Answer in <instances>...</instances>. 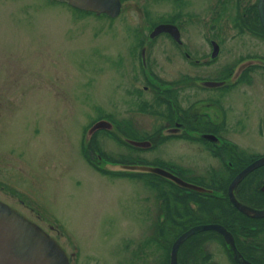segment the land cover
Listing matches in <instances>:
<instances>
[{
	"label": "rangeland",
	"instance_id": "1",
	"mask_svg": "<svg viewBox=\"0 0 264 264\" xmlns=\"http://www.w3.org/2000/svg\"><path fill=\"white\" fill-rule=\"evenodd\" d=\"M195 2L124 0L122 15L111 19L53 0H0V201L39 225L72 257L71 264H170V250L182 228L202 220L176 218L194 204L182 199L174 183L151 174L124 178L140 172L112 169L108 162L140 167L145 159L150 162L146 166L159 167V159H173L190 169L182 176L193 183L198 182L194 175L207 183L216 174L226 184L233 178L198 142L174 139L159 149L150 139L152 147L132 148L127 155L124 142L150 141L162 120L142 104L152 97L144 91L149 81L141 66L142 45H147L150 70L162 87L184 85L191 101L209 97L197 90L201 84L195 77H221L222 70L237 66L223 83L237 84L219 97L226 110L225 135L249 155L264 154V135L250 132L259 117L264 119V70L235 76L248 54L264 56V38L240 31L237 0H229L221 13L216 1L215 20H221L216 33L225 49L221 60L210 64L211 30L194 25L199 21ZM255 3L259 1L243 0L241 8ZM178 11L184 15V36L194 42L188 43L190 49L203 57L200 67L174 54L169 38H149L155 23L162 17L174 19ZM206 12L203 8L200 15L212 16ZM185 72L190 80L180 85ZM153 89L156 93L160 88ZM106 116L115 127L107 134L96 132L89 141L93 123ZM127 127L129 133H122ZM252 174L246 184L254 189L264 180V170ZM151 210L153 222L147 219ZM219 211L217 207L210 217L218 220ZM223 241L209 242L201 257L210 255L211 264H234ZM182 254L181 249L179 261Z\"/></svg>",
	"mask_w": 264,
	"mask_h": 264
},
{
	"label": "flooded vegetation",
	"instance_id": "2",
	"mask_svg": "<svg viewBox=\"0 0 264 264\" xmlns=\"http://www.w3.org/2000/svg\"><path fill=\"white\" fill-rule=\"evenodd\" d=\"M182 2H184V0H181ZM188 1V0H186ZM195 9L197 11V19H199L198 23H195L194 25L198 26V28L201 29H205V30H211V36H209L208 38V46L210 47V53H209V57H210V64H215L217 62H219L221 60V54L224 52L225 49V45L223 44V38L219 36V32L216 33L217 28H219L217 26V22H220L221 20H215V3L214 2H218L219 0H195ZM259 1V0H258ZM216 2V3H217ZM238 2V6L239 9L242 12L241 18H239L237 20L238 27H241V32H251L256 34L259 38L263 39L264 38V25L263 22L261 20V15L259 12V3L258 4H252L251 6L244 7L241 8V5L243 3V0H237ZM186 3V2H185ZM220 7H219V12L221 13L222 11H225V9L227 8V6L229 5V0H220ZM124 5V1L122 3ZM122 5V7H123ZM203 8H205V12L209 13L212 16H209L207 18H203L200 14H203ZM124 9V7H123ZM122 9V11H123ZM122 15V13L117 17L119 18ZM183 16L182 13H180L178 11V13L176 14L175 18L171 19V18H166L164 19L162 17V20H160L159 22L155 23V26H153V30L151 31L149 38L152 39V41L154 42L156 39H161V38H169V44H171L170 48L174 49V54H176L177 56L179 55L181 58H185L187 61L190 62L191 65H194L196 67H200L202 65H204V60L203 57H201V53L199 54L198 52L194 51L193 49H190L188 43L193 44L194 42H189L186 39V36H184V30L183 27L181 25H185L183 22ZM188 16V15H187ZM186 16V17H187ZM178 18H180L178 20ZM259 22L261 23V25H259ZM160 24H171L173 26L178 27L179 29V36L181 37V40H176L175 37H173L170 33L166 32V33H161L159 35H157L154 38H151V34L152 32L156 29L157 25ZM126 27H131L129 23L126 24ZM135 31L139 32V29H135ZM144 36V35H143ZM145 38V37H144ZM141 47V46H140ZM142 51H141V55L140 53L136 54L135 58L139 59V55L142 61V70L145 73V80L147 79L149 82L148 84L144 87V91L145 92H150L152 93V97L151 99L142 101L143 106L145 107V112H147L148 110L149 113L153 114L154 117L157 118H162L160 125L155 128L154 131V137L151 136L148 140H154L155 141V145L158 146L159 149L163 148L165 145H167L168 143L171 142V140H178V141H182V140H186V141H191L193 142H198V143H202L203 145V150L207 151V153H213L211 155L212 159H216V161L218 163H221L222 168H224L225 170L228 171V173L230 174V172H237V174H239L240 171H242L243 169H245L248 165H250L251 163H253L254 161L260 159V158H264V154L260 151H257V153L255 154H251L249 155L248 152H244L239 148V144L236 142L234 143L233 141H229L226 137V120H225V105H223L220 102L221 97L223 96L224 93L229 92V90L231 89V87L233 85H236L237 83L233 84V85H227V84H222V86L220 85H212L209 86L208 82H217V83H224L227 80H229L230 75H232L235 71V68L237 66H232V69H228V67L224 70H222V76L221 77H216V78H203V77H195L196 82H200L201 85L198 84V88L197 90L199 92L203 91L205 92L204 94H209L208 96H204V97H199L194 99V101H191L187 90L188 88H184V85L182 87H180L178 84H176V86L174 85V88H169V86L165 85L166 87H168L169 89H164L162 87V85L160 84V82L162 81L160 78H158L151 70H150V66H151V59H149V57H147V45L143 46L142 45ZM198 51V50H197ZM206 57L208 55H205ZM147 60V63L144 64ZM243 60H246V62H249L250 64L247 65L246 69L243 71L241 78H243V76H246L250 73H252L254 70H258V69H262L264 70V56L262 55H258V54H248L246 56V59L244 58ZM243 60L241 62H243ZM240 62V63H241ZM147 67V70H149V74H146V70L145 68ZM188 72L182 73L180 75L181 79L180 80V85L182 84H186V81L190 80L188 77ZM148 75V76H147ZM146 80V81H147ZM157 83V84H156ZM164 86V85H163ZM179 86V87H177ZM153 87H159L160 89H156V93H154V89ZM163 88V89H162ZM153 90V91H152ZM159 91V96L157 95ZM220 97V99H219ZM160 102V105H159ZM184 102V103H183ZM161 103H163V105H161ZM163 108L162 110H160V108ZM258 109V107H257ZM147 110V111H146ZM142 112V111H141ZM144 113V111H143ZM261 117L258 118V120H256L255 123V129L256 130L255 134H254V130L250 131L253 132L251 133L252 135H254L255 137L257 136H262L264 135V119H260ZM244 120V119H243ZM242 120V121H243ZM163 121V123H162ZM240 121V123L242 122ZM252 127L254 128V123L252 121L249 122ZM119 126H117L116 129H118ZM129 128L127 127V129L125 128L122 133L126 134L129 133ZM111 131V130H110ZM102 133H109V130H102ZM249 132V131H247ZM224 134V135H223ZM208 135V137H207ZM150 140V141H151ZM141 141V140H139ZM137 140V142H139ZM143 141V140H142ZM121 142H124L121 140ZM125 144H123L124 146H126L128 153L127 155L130 153V150L132 148H136L137 150L139 149H147V148H142V147H137L134 146L132 144H128L126 142H124ZM152 143V142H151ZM211 145V146H210ZM95 147H96V143H95ZM212 147V148H211ZM97 148V147H96ZM164 149V148H163ZM238 149L239 152L236 150ZM95 151V155L99 152L98 149L94 150ZM93 167L97 168V165L93 162V161H89ZM115 162V161H114ZM157 163L160 164V168H164L165 170H167L168 172H170L171 174H174L178 177H180L183 181L188 182L189 184L192 185H197L199 187H202L205 189V191H199V190H193L191 188L188 187H183L181 185H178L176 183H174V187L178 188L180 190V194L182 195V199L184 198V196H187L192 198L195 197V192H199L197 193L199 195V198L201 199H209L210 201H212L213 199L217 198V197H223V196H228V199L230 201V197L228 195V189L230 186V183L233 181V179L237 176V174L234 175V177L232 179H230V181L226 183H222L220 182L218 179L220 178V176L218 174L215 175L214 178H211V182L207 183L205 182L206 178H200V177H195L196 180L198 182H191L188 179H186L185 177L182 176L183 173H186L188 171H190V169H188L186 166L178 164L175 160H166L164 158L159 159L158 161H156ZM150 163L149 161L142 159V164H148ZM244 163H247L246 165H244ZM264 167V166H263ZM261 168V167H259ZM217 171V170H215ZM214 171V172H215ZM253 173V172H252ZM126 175V174H125ZM142 175H149L147 173H142V174H130V176L126 175L124 178H137V177H141ZM187 175V174H186ZM251 175V173L249 174ZM248 175V176H249ZM154 176V175H152ZM188 176V175H187ZM144 177V176H143ZM157 176H154V178ZM190 177V176H188ZM158 179H161V177H157ZM163 179V178H162ZM161 179V180H162ZM222 184V186L220 185ZM240 185V184H239ZM238 185V187H239ZM264 183L262 184L263 187ZM225 186V188L223 187ZM228 186V187H227ZM227 187V192H222L220 190H224ZM238 187L235 189L234 194L237 196V198H239V200L246 204L240 197L239 195H237V190ZM261 187V190H262ZM218 192L221 195H218ZM201 193V194H200ZM195 194V195H194ZM20 203L24 204V201L19 198ZM189 201V200H188ZM192 204H194V206H192V211H187V213H185L184 215H180L176 218H179L181 220H184L185 218L190 219V222H194L196 220V218H202V220H196V225L198 224H207V223H214V224H221L220 222H213L216 221L215 219H212V217H210L211 215V210L208 212H204L200 210V205L197 202H193L192 200H190ZM194 208L196 211H194ZM173 213V211L171 210L170 215ZM198 213V216H196V214ZM209 213V214H207ZM21 214V213H20ZM195 214V215H194ZM204 215V218L203 216ZM211 214V215H210ZM152 210L149 211V215L147 216V219L149 220V222H153L154 220L152 219ZM168 215L167 210L163 211L162 214V222H164L166 220V216ZM24 216V215H23ZM26 217V216H24ZM173 217V216H172ZM196 225H191L189 227L186 228V230H188L189 228H192ZM150 226V225H149ZM224 226V225H223ZM225 227V226H224ZM50 229L52 231L55 230V227L52 225L50 226ZM228 229V228H227ZM183 231L182 233L186 232ZM230 230V229H228ZM211 231V230H208ZM231 231V230H230ZM232 232V231H231ZM197 233H201V232H197ZM217 233V232H216ZM233 233V232H232ZM261 234V233H260ZM259 234V237H260ZM196 235V234H195ZM193 235V236H195ZM256 235V234H255ZM193 236L187 238L186 242L188 241V239L192 238ZM215 239H220L223 241L224 238L217 233V235L215 234ZM233 236L235 238V235L233 233ZM177 238V237H176ZM244 238V237H243ZM254 237L248 238V240L250 241V239H253ZM213 240H208L207 242H205L203 244V248L208 245L209 242L213 241ZM260 240V239H259ZM176 241V239H175ZM174 241V243H175ZM236 241V238H235ZM183 243L179 249V255L181 253V249L184 250L185 246L183 247V245L186 244ZM262 242V240H261ZM173 243V244H174ZM223 243L225 244V240L223 241ZM172 244V246H173ZM263 244V242H262ZM226 245V244H225ZM236 246H237V241H236ZM238 248V247H237ZM243 257L245 259L246 256L243 254V252H241ZM171 255V254H170ZM211 259V257H209ZM209 259L208 263L201 262L200 264H209L211 262V260ZM232 262L234 264H237L235 259L231 258ZM69 260L70 263L73 260L71 256H69ZM249 260V259H247ZM250 261V260H249ZM170 262V260H169ZM178 262L179 264H181V261H179V257H178ZM251 262V261H250ZM211 264V263H210Z\"/></svg>",
	"mask_w": 264,
	"mask_h": 264
},
{
	"label": "water",
	"instance_id": "3",
	"mask_svg": "<svg viewBox=\"0 0 264 264\" xmlns=\"http://www.w3.org/2000/svg\"><path fill=\"white\" fill-rule=\"evenodd\" d=\"M68 2L70 5L77 9H82L87 12H95L97 14L105 13L109 17H116L122 11V0H61ZM259 12L261 20L264 25V0H259ZM170 33L175 39L181 40L179 36V29L171 24H160L156 26V29L152 32L151 38L156 37L161 33ZM249 62L243 63L241 67L236 71V75H240L243 70L249 65ZM209 86L220 85L217 82H208ZM114 125L108 119L100 120L89 129L88 137L89 141L93 134L97 130L109 129L112 130ZM208 137V135H207ZM135 146L150 147V142H136L131 141ZM101 158V157H100ZM110 168H121L125 171H138L154 173L159 176H164L171 181H174L178 185L191 188L193 190L205 191L204 188L197 185L189 184L183 181L180 177L171 174L165 169L157 167H148L140 165H122L109 163ZM264 166V158H260L248 165L245 169L239 172L237 176L230 183L228 189V195L232 204L247 216H253L255 218L264 217V208L256 209L252 206L243 204L237 199L234 194L235 189L239 183L245 179L250 172L258 169V167ZM207 230H214L219 232L231 249L234 251V259L238 264H253L243 257L239 249L236 247V242L233 234L221 224L207 223L198 224L192 228H189L181 234L176 242L172 246L171 253V264H178V253L180 246L186 241L187 238L191 237L197 232H204ZM0 264H69L68 256H66L62 247L55 242V240L48 234H46L38 225H35L24 219L15 210H12L9 205L0 201Z\"/></svg>",
	"mask_w": 264,
	"mask_h": 264
},
{
	"label": "trees",
	"instance_id": "4",
	"mask_svg": "<svg viewBox=\"0 0 264 264\" xmlns=\"http://www.w3.org/2000/svg\"><path fill=\"white\" fill-rule=\"evenodd\" d=\"M258 170L262 171L264 170V167L259 168ZM258 170L254 171L253 174L257 173ZM237 172H232L233 177L235 174H237ZM250 176H248L243 182L240 183L237 190V195H239L242 200H245L247 202L246 203L244 201L246 204L250 203V205L252 206L255 205L256 207H264V192L261 190L264 180L262 181V183H260V185L258 184L254 189H251V185L246 184V181L248 182V178ZM227 187L226 189H224V192H227ZM248 188H250L249 194L246 193ZM240 190L241 193H239ZM197 193L195 192V197H190V199L189 197L184 196L183 200H192L193 202H197L200 205V210L204 212H209L211 210L212 213L213 210L218 207L220 210L219 215H217L216 217L218 218V220L216 219V221L213 222L222 223L225 227H227L234 233L237 241V247L241 250V252H243L247 259H249L254 264H264V245L259 240V234L262 230L261 228H264V218L255 219L243 215L234 206H232L228 199V196L217 197L210 201L207 198H199V195ZM191 225L196 224L193 223ZM186 228H182L183 231H185ZM215 234L217 235V233L214 231L201 232L188 239L186 244L183 245V247L185 246V248L184 250H182L183 254L180 258L181 264H200L204 261L205 263H208L210 255L202 258L201 252L203 251V244L208 240H213L216 237ZM251 237L254 238L250 239L249 241L248 238Z\"/></svg>",
	"mask_w": 264,
	"mask_h": 264
}]
</instances>
